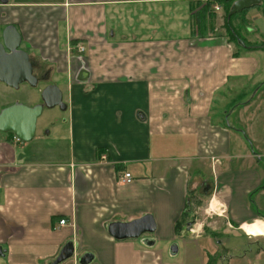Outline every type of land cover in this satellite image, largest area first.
Instances as JSON below:
<instances>
[{
  "label": "crops",
  "instance_id": "0c3cea01",
  "mask_svg": "<svg viewBox=\"0 0 264 264\" xmlns=\"http://www.w3.org/2000/svg\"><path fill=\"white\" fill-rule=\"evenodd\" d=\"M193 1L0 2V42L13 27L40 96L56 86L66 106L53 140L0 132V264H52L67 244L60 264H264V231L243 230L264 224V47L234 45ZM147 216L137 239L107 231Z\"/></svg>",
  "mask_w": 264,
  "mask_h": 264
},
{
  "label": "water",
  "instance_id": "95a60500",
  "mask_svg": "<svg viewBox=\"0 0 264 264\" xmlns=\"http://www.w3.org/2000/svg\"><path fill=\"white\" fill-rule=\"evenodd\" d=\"M0 2L6 4V0H0ZM258 4L259 0H236L228 10L227 19ZM20 41V36L13 27L5 28L1 34L0 82L13 89H18L19 85L23 83L35 86L37 81L33 75V67L27 53L20 50ZM40 98L42 105L25 107L14 104L0 111V132H11L18 141L27 142L34 136L36 121L41 115L43 107L45 109L57 107L60 110H65L66 106L62 102V94L56 86H47ZM154 230V222L148 216L127 224H110L107 228L109 235L118 241L137 239L144 234L152 233ZM72 255L73 247L71 244H67L52 264H60L71 258ZM89 260L90 257L85 256L79 263L87 264Z\"/></svg>",
  "mask_w": 264,
  "mask_h": 264
},
{
  "label": "rangeland",
  "instance_id": "374dc122",
  "mask_svg": "<svg viewBox=\"0 0 264 264\" xmlns=\"http://www.w3.org/2000/svg\"><path fill=\"white\" fill-rule=\"evenodd\" d=\"M216 3L217 5H219L220 7V13L222 15V12H224L226 10V8L228 7V4L230 3L229 0H195L193 1L194 5H193V10H196L197 12H201V14L204 15L205 17V23L206 25L209 24V22L213 23V20H216L218 22L219 28H221V31L224 32L225 35L228 36V32L224 31V26L226 25V22L229 21V19L227 21H225L223 19V16L220 17H216L212 11V9H209L210 6L205 7L206 4L211 5V3ZM213 6V5H212ZM230 8V7H229ZM229 10V9H228ZM218 14V16H219ZM239 14H235L232 16V19L234 21V19L237 18ZM205 25V27H206ZM247 25L248 26H252L254 28L258 29V33L257 32H239L240 36H245L246 39L248 40V44L249 45H261L264 46V34L260 33L262 32V28L264 26V22L262 19H254L253 21H251V19H249L247 21ZM213 28V26H211ZM264 28V27H263ZM256 34L254 36H251V34ZM229 38L231 39V36L229 35ZM235 45V42H233ZM41 84H38L37 86H29L27 84H21L19 86L18 89H13V88H9L6 85H3L0 83V111L3 110L4 108H7L8 106H11L14 103H20L24 106H33L34 104H38L40 102V89H41ZM236 104V103H235ZM235 104H233L235 106ZM233 106V107H234ZM62 112H60L59 108H54V109H43L41 115L38 117L37 121H36V130L40 132L44 131V134L49 131L50 132V137L52 138L51 140H53L54 137H58V135H55L56 130H55V126L60 123V120L62 118ZM237 127L240 128V125H238ZM1 136V134H0ZM55 144H57L56 142L53 141H49L46 143H43V148L46 149L47 151L50 150L51 148L55 147ZM208 201H205L204 207H206ZM209 206V205H208ZM198 221L203 222V224L205 225V229H208L210 227H214L216 229H222V223L224 221V219H218L215 215H212L210 213V215L207 214H202L199 213L198 215ZM219 227V228H218ZM207 231V230H206ZM230 237V236H229ZM226 238V237H225ZM231 242H235V243H242L245 244L246 247H249V245H247V241L243 238H239L236 235L232 236V239L230 240ZM216 241L212 242L210 244V251H211V255H214V253L216 252ZM219 247V246H218ZM245 247V248H246ZM231 250H228L229 254L228 257H230L231 255H234L236 252L235 248H230ZM218 257V255H217ZM229 260L230 259H226L225 262H223L222 264H229ZM236 261H231L230 264H236Z\"/></svg>",
  "mask_w": 264,
  "mask_h": 264
},
{
  "label": "flooded vegetation",
  "instance_id": "af4514ba",
  "mask_svg": "<svg viewBox=\"0 0 264 264\" xmlns=\"http://www.w3.org/2000/svg\"><path fill=\"white\" fill-rule=\"evenodd\" d=\"M229 1H230V6H231V4L236 0H229ZM263 8H264V0H259L258 5L253 6L249 9L243 10L240 13H238L239 15L237 16L236 19H234V21H233L232 17L230 18V25L228 26L227 30H226V28H224V31L230 32L232 42H235V44H237L238 47L241 46L243 48H245V47L257 48V46H255V45H253V46L249 45L246 37L240 36L239 32H259L257 28H254L252 26H248L247 21L249 19H251V21H253L254 19H257V20L262 19L264 22ZM224 13H225V11L222 12V16H224ZM262 47H264V46H262ZM32 67L37 69V65L35 62H32ZM36 72H37V75L35 76V78L37 81L35 84L40 83V82H44L47 79V75L44 72L40 73L39 70L38 71L36 70ZM14 104H20V103H14ZM14 104H12L11 106H13ZM39 104L42 105L41 100L38 104H34L33 106L39 105ZM20 105H22V104H20ZM22 106H24V105H22ZM43 109H44V107H43Z\"/></svg>",
  "mask_w": 264,
  "mask_h": 264
},
{
  "label": "built area",
  "instance_id": "2783aa9c",
  "mask_svg": "<svg viewBox=\"0 0 264 264\" xmlns=\"http://www.w3.org/2000/svg\"><path fill=\"white\" fill-rule=\"evenodd\" d=\"M214 10L217 12V11H220V7L219 6H215L214 7ZM79 51H83L81 48H79ZM15 140H17L16 138H15ZM18 141V140H17ZM131 181H132V178H131V176H130V174H128V173H125V174H123L122 175V177L120 178V183L121 184H130L131 183ZM66 225V221L65 220H60L59 222H58V226L59 227H62V226H65Z\"/></svg>",
  "mask_w": 264,
  "mask_h": 264
},
{
  "label": "bare ground",
  "instance_id": "6f19581e",
  "mask_svg": "<svg viewBox=\"0 0 264 264\" xmlns=\"http://www.w3.org/2000/svg\"><path fill=\"white\" fill-rule=\"evenodd\" d=\"M258 226H261L260 229L259 227L256 226H252V225H245L243 226V230L247 233V234H256V233H259V232H263L264 231V224H260Z\"/></svg>",
  "mask_w": 264,
  "mask_h": 264
},
{
  "label": "trees",
  "instance_id": "16d2710c",
  "mask_svg": "<svg viewBox=\"0 0 264 264\" xmlns=\"http://www.w3.org/2000/svg\"><path fill=\"white\" fill-rule=\"evenodd\" d=\"M229 7H230V3L228 4V7L226 8L225 13H224V16H223V19H224L225 21L228 20V19H227V12H228ZM229 25H230V19H229V21L226 22V25L224 26V28H226V30H227V28H228ZM228 34L230 35V32H228ZM240 47H241V46H240Z\"/></svg>",
  "mask_w": 264,
  "mask_h": 264
}]
</instances>
